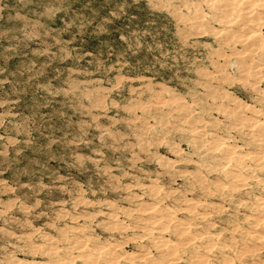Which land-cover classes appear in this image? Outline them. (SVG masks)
<instances>
[{
  "label": "rangeland",
  "instance_id": "1",
  "mask_svg": "<svg viewBox=\"0 0 264 264\" xmlns=\"http://www.w3.org/2000/svg\"><path fill=\"white\" fill-rule=\"evenodd\" d=\"M263 223L264 0H0V264H264Z\"/></svg>",
  "mask_w": 264,
  "mask_h": 264
},
{
  "label": "bare ground",
  "instance_id": "2",
  "mask_svg": "<svg viewBox=\"0 0 264 264\" xmlns=\"http://www.w3.org/2000/svg\"><path fill=\"white\" fill-rule=\"evenodd\" d=\"M251 17V16H250ZM241 30H242V28H241ZM222 148V147H221ZM254 159V158H253ZM244 162V161H243ZM233 176V175H232ZM227 180V179H226ZM189 199H191V198H189ZM192 200V199H191ZM189 203V202H188ZM169 207V206H168ZM189 208V207H188ZM167 218V217H166ZM259 218V217H258ZM165 219V218H164ZM152 221V220H151ZM166 221H168V219L166 220ZM162 222V221H161ZM264 224V223H263ZM262 224V225H263ZM162 225V224H161ZM260 226V225H259ZM264 227V226H263ZM250 232V231H249ZM207 234H209V232L207 233ZM262 234V233H261ZM180 235V234H179ZM191 235V234H190ZM205 238V237H204ZM254 238V237H253ZM179 239V238H178ZM158 241V240H157ZM262 244V243H261ZM245 245V244H244ZM223 248V247H222ZM210 251V250H209ZM142 253V252H141ZM243 253V252H242ZM235 254V253H234ZM196 255V254H195ZM179 258V257H178ZM83 259V258H82ZM165 260V259H164ZM200 261V260H199ZM219 261V260H218ZM199 264V263H198Z\"/></svg>",
  "mask_w": 264,
  "mask_h": 264
}]
</instances>
